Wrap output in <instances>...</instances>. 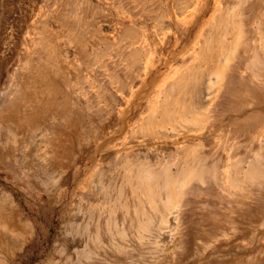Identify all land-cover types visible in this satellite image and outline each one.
Listing matches in <instances>:
<instances>
[{"label": "rangeland", "instance_id": "374dc122", "mask_svg": "<svg viewBox=\"0 0 264 264\" xmlns=\"http://www.w3.org/2000/svg\"><path fill=\"white\" fill-rule=\"evenodd\" d=\"M0 202V264H264V0H0Z\"/></svg>", "mask_w": 264, "mask_h": 264}, {"label": "bare ground", "instance_id": "6f19581e", "mask_svg": "<svg viewBox=\"0 0 264 264\" xmlns=\"http://www.w3.org/2000/svg\"><path fill=\"white\" fill-rule=\"evenodd\" d=\"M1 203V202H0ZM3 204V203H2ZM0 204V205H2ZM12 212V211H11ZM17 216V215H16ZM16 218V217H15ZM15 228V224L12 221L11 215L7 211H2L0 208V231L4 234L7 233L9 230H13ZM22 229V228H21ZM13 232V231H12ZM10 232V233H12ZM15 232V231H14ZM9 233V232H8ZM9 233V234H10ZM1 234V233H0ZM1 236H0V247L3 243H1ZM5 245V244H4ZM6 247V245H5ZM3 250V249H2Z\"/></svg>", "mask_w": 264, "mask_h": 264}]
</instances>
